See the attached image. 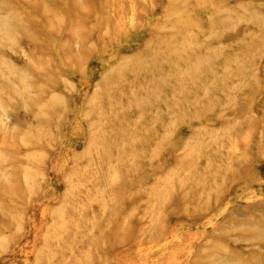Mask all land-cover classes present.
<instances>
[{"label": "rangeland", "instance_id": "374dc122", "mask_svg": "<svg viewBox=\"0 0 264 264\" xmlns=\"http://www.w3.org/2000/svg\"><path fill=\"white\" fill-rule=\"evenodd\" d=\"M0 20L25 33H0V264L264 255L244 240L264 226V0H0Z\"/></svg>", "mask_w": 264, "mask_h": 264}, {"label": "bare ground", "instance_id": "6f19581e", "mask_svg": "<svg viewBox=\"0 0 264 264\" xmlns=\"http://www.w3.org/2000/svg\"><path fill=\"white\" fill-rule=\"evenodd\" d=\"M38 8H39V13H40V7H38ZM169 8H170L169 13L171 14V16L172 15H173V17L177 16L178 21H183V23L184 22L187 23L189 21L187 19V17L184 15L186 13V7L185 6L173 4ZM7 18H8V15H7ZM240 18L244 19L246 21L252 22L254 24H259L261 21L259 13L254 11V10L246 11V13H244L241 17H239L237 19L239 20ZM12 19H14V17H12ZM7 30L9 32H11V38H14L18 35L19 36H22L23 34L25 35L24 30H23V26L21 25V23L20 24H18V23L13 24L11 22L8 23L7 20H2V21L0 20V33L3 31H7ZM24 38L27 41H31V39H32V37L29 35H28V37L24 36ZM7 66H9V68L11 70V75L16 73V69H14V67H11L10 65H7ZM183 72L185 74V71H183ZM242 139L243 138H241V137L239 138V140H242ZM242 151H243L242 147H240V146L234 147L231 150V154H233L234 156L237 157L238 155H240L242 153ZM248 230H249L248 235H247V237H244V240L249 241V242H257L259 244V248L264 246V226L257 224V222H254V223L249 224ZM233 253L236 254L235 252H233ZM233 253H232V255H234ZM225 262L226 263H234V264H264V255L260 254V253L259 254L255 253V255L249 257V259L243 263L231 261V259H228V261H225Z\"/></svg>", "mask_w": 264, "mask_h": 264}]
</instances>
